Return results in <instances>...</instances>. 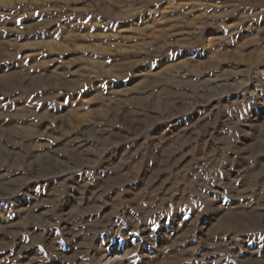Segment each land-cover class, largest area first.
Wrapping results in <instances>:
<instances>
[{"label": "rangeland", "instance_id": "rangeland-1", "mask_svg": "<svg viewBox=\"0 0 264 264\" xmlns=\"http://www.w3.org/2000/svg\"><path fill=\"white\" fill-rule=\"evenodd\" d=\"M0 264H264V0L1 3Z\"/></svg>", "mask_w": 264, "mask_h": 264}, {"label": "crops", "instance_id": "crops-1", "mask_svg": "<svg viewBox=\"0 0 264 264\" xmlns=\"http://www.w3.org/2000/svg\"><path fill=\"white\" fill-rule=\"evenodd\" d=\"M18 1L19 0H0V4L2 3L4 6L10 7L16 5Z\"/></svg>", "mask_w": 264, "mask_h": 264}]
</instances>
